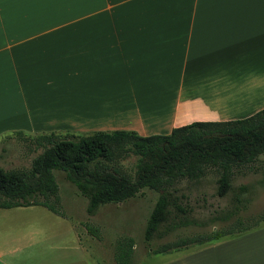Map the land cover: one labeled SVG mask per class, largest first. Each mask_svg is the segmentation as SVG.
<instances>
[{
    "label": "crops",
    "instance_id": "crops-1",
    "mask_svg": "<svg viewBox=\"0 0 264 264\" xmlns=\"http://www.w3.org/2000/svg\"><path fill=\"white\" fill-rule=\"evenodd\" d=\"M263 108L264 0H0V140L159 135ZM72 222L39 205L4 209L0 264H116ZM161 255L155 264H264V224Z\"/></svg>",
    "mask_w": 264,
    "mask_h": 264
},
{
    "label": "trees",
    "instance_id": "trees-1",
    "mask_svg": "<svg viewBox=\"0 0 264 264\" xmlns=\"http://www.w3.org/2000/svg\"><path fill=\"white\" fill-rule=\"evenodd\" d=\"M22 136L40 148L27 168H0V210L31 205L45 207L51 213L64 216L54 170L65 172L69 181L86 199L87 215H95L107 203H123L153 189L158 198L145 220L143 239L159 254L180 247L206 244L257 228L264 221L263 213L247 218L240 216L248 191L240 185L233 194L231 209H221L206 219L193 218V209L185 202L187 195L179 188L182 181L195 182L210 170L218 173L215 181L217 196H227L232 190L234 169L251 167L264 156V108L250 116L231 121H195L174 127L167 134L139 135L131 130L94 131L83 133L55 132ZM135 155L128 171L120 161L125 155ZM261 183L264 185V179ZM216 222L224 226L216 228ZM207 232L182 236L174 241L153 244L184 227H208ZM96 234V229L88 226ZM134 239L124 236L116 241L113 260L129 264Z\"/></svg>",
    "mask_w": 264,
    "mask_h": 264
},
{
    "label": "rangeland",
    "instance_id": "rangeland-1",
    "mask_svg": "<svg viewBox=\"0 0 264 264\" xmlns=\"http://www.w3.org/2000/svg\"><path fill=\"white\" fill-rule=\"evenodd\" d=\"M26 136V135H25ZM40 152V148L35 146L31 141L23 140L22 136H14L0 140V168L9 170L13 168H27L31 160ZM136 161L135 155H125L120 161L121 165L130 171ZM55 181L59 189V195L62 204V210L68 218L73 220L72 225L75 226L81 244L90 245L94 248H104L107 250V260L114 261L112 254L114 252L116 241L124 236H131L134 239V250L129 258L130 264H155L159 263L164 255L150 253L151 250L146 245L143 234L145 228V220L149 216L158 194L150 188L142 189L141 193L133 198H129L123 203H107L102 205L95 215H87L86 199L79 194L78 190L66 179L65 172L61 170L53 171ZM218 173L210 170L203 178L198 181H182L179 188L187 195L186 203L193 209V218L206 219L215 211L221 209H231L234 203L233 194L237 191V187L245 185L248 191L241 195L243 200L240 216L244 219L264 211V185L261 183L264 179V156L255 162L251 167H243L234 169L231 186L233 190L227 196H217L215 193V181ZM3 213V210H0ZM15 215L13 212L8 214ZM30 216V215H27ZM20 218H25L21 216ZM18 226L28 221L18 220ZM38 223V222H37ZM262 225L264 221L259 222ZM216 228L224 226L223 223H214ZM260 224V225H261ZM37 226L35 223H28L25 226ZM41 225L46 229H51L50 221L42 222ZM54 225V224H53ZM59 231L61 235L67 231L66 223L59 221ZM10 226H16L15 221ZM56 226V225H54ZM88 226L96 229V234L88 231ZM213 225L208 227H184L169 236L163 238L159 242L153 244V248H157L160 244L174 241L182 236H192L197 233L207 232L211 230ZM56 229V228H55ZM72 233H67L70 236ZM67 236L63 235L60 238ZM196 245L180 247L178 249L169 250L166 253H175L180 250L193 249Z\"/></svg>",
    "mask_w": 264,
    "mask_h": 264
}]
</instances>
